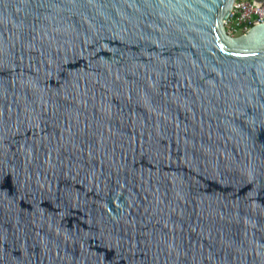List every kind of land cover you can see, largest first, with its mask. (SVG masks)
<instances>
[{
  "label": "water",
  "instance_id": "water-1",
  "mask_svg": "<svg viewBox=\"0 0 264 264\" xmlns=\"http://www.w3.org/2000/svg\"><path fill=\"white\" fill-rule=\"evenodd\" d=\"M236 1L0 0V264H264Z\"/></svg>",
  "mask_w": 264,
  "mask_h": 264
},
{
  "label": "built area",
  "instance_id": "built-area-1",
  "mask_svg": "<svg viewBox=\"0 0 264 264\" xmlns=\"http://www.w3.org/2000/svg\"><path fill=\"white\" fill-rule=\"evenodd\" d=\"M263 23L264 0H237L225 28L230 36L239 37Z\"/></svg>",
  "mask_w": 264,
  "mask_h": 264
}]
</instances>
